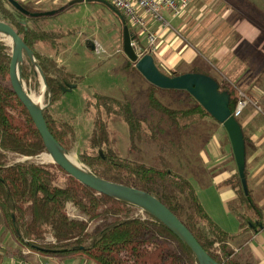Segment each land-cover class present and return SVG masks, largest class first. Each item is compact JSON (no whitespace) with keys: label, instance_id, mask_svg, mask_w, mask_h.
I'll use <instances>...</instances> for the list:
<instances>
[{"label":"trees","instance_id":"1","mask_svg":"<svg viewBox=\"0 0 264 264\" xmlns=\"http://www.w3.org/2000/svg\"><path fill=\"white\" fill-rule=\"evenodd\" d=\"M4 3L8 2L0 0V12L8 17L33 52L45 78L49 103L53 105L62 94L63 87L77 83L76 78L55 58L34 49L35 43L50 42L56 36L44 30H32L27 27V23L23 25L21 21L24 19L28 21L41 17H26L14 8L10 13ZM121 16L127 24L124 16ZM9 50L5 43L0 42V213L5 227L17 243L39 256L42 253L81 255L97 264H197L190 248L149 214L143 212L141 215L138 208L97 193L68 175L66 184L58 185L55 170L61 169L56 165L38 164L30 160L12 161L14 154L32 157L45 152V148L31 117L8 82ZM25 61L34 67L24 54L23 64ZM189 72L213 78L203 70L193 69ZM21 75L22 78L27 77L24 66ZM167 75L179 74L173 72ZM213 79L219 84V91L229 93L232 114L237 102L243 97L237 88L223 85L217 78ZM159 89L151 85L147 93L148 107L161 116L155 124L148 118L138 117L133 103L128 100L94 94L93 103L88 105H93L95 109L88 146L96 152L89 154L82 151L79 159L91 173L102 179L133 186L155 196L180 219L208 255L218 263L241 264L232 258L233 251L227 245L235 237L210 218L192 182L183 172L190 164L185 152L188 137L185 134L186 139L182 136L184 131L206 118L215 120L187 92L163 89L184 92L194 102L193 107L172 111L155 97L154 91ZM243 95L250 98L248 93ZM101 110L107 116L120 117L126 124L130 158L120 156L113 146L114 141L110 139L107 121L102 119ZM43 116L50 133L67 152L68 146L76 140L74 123L62 119L59 121L60 128L56 130L45 109ZM161 123L167 124L176 135H165ZM154 148L157 149L154 163H146L144 157ZM180 167H183L182 171ZM229 183L238 203L258 215L257 221L244 222L251 224L254 231L264 227L261 212L251 203L249 194H244L238 174ZM71 206L75 211L73 215L68 212ZM229 210L235 211V208L230 204ZM235 213L242 227L244 214ZM45 236H50L53 241L45 242ZM216 243L218 249L214 246Z\"/></svg>","mask_w":264,"mask_h":264},{"label":"rangeland","instance_id":"2","mask_svg":"<svg viewBox=\"0 0 264 264\" xmlns=\"http://www.w3.org/2000/svg\"><path fill=\"white\" fill-rule=\"evenodd\" d=\"M36 1L37 0H31V2H25V8L33 12L41 9V11H46L43 9L47 8L51 10L59 9L65 6L63 10L54 15L41 17L35 20L28 19L27 27L36 31L44 30L56 36V38L50 42L44 41L43 43L53 48L59 47L58 45H60L58 54L64 61L68 72L76 78L77 83L76 87L71 91L62 92L53 105H50V103L47 105L48 101H50L47 88L46 86L43 87V82L38 71L25 61L23 66L26 69L27 77L22 78L24 90L26 93L33 92L35 94H42V108L46 110L48 119L56 130L60 128L59 121L62 119L74 123L77 132L76 140L72 145L68 146L66 153L75 155L77 161L88 169L86 165L80 161L79 153L82 151L89 154L96 152V150L90 149L88 146V138L93 129V117L95 114L93 105H88L93 103V95L99 94L119 100H128L133 103L134 111L138 117L148 118V121L155 124L160 120L161 116L152 111L147 105V93L151 90L152 84L142 77L134 67V63L123 53L122 23L119 17L106 4L98 1H83L72 5H68V2L71 0L68 2H66V0H61L57 4H53L54 0H38L39 3ZM64 2L65 4L62 5ZM4 5L8 12L11 13L14 10L9 3H4ZM189 10L190 7L181 15L188 24L184 30V39L182 43L178 44L177 47L175 46L176 43L169 47H166L167 44L163 43L161 49H165V52L161 58L156 60L155 63L157 67L166 74L173 72L182 74L193 69L203 70L215 76L223 85L227 84L229 87H235L225 79L223 80L219 77L214 71L205 50L197 46V42L194 39V34L197 31H190L188 28L194 26L197 21H199V25L201 26V19L196 20V13L194 15L193 11L190 14ZM0 20L11 23L8 17L1 12ZM208 22L209 21L206 20L204 21L205 24H202L204 29ZM177 23V20L172 21V25H177ZM0 42L5 43V45L10 48V44L5 37H0ZM176 42L180 43L179 40ZM41 43L42 42H37L34 44V49L37 52L46 55L52 53L50 51L51 48ZM156 48H158V46H156ZM154 53L152 56H154ZM57 63L59 64V62ZM154 95L172 111L179 112L193 107L194 105L193 100L184 92H168L159 89L154 91ZM101 115L102 119L107 121L110 139L112 142L114 141L113 146L117 152L122 157L130 158L128 152V128L126 124L120 117L115 115L107 116L102 110ZM206 119L205 121H213L209 118ZM205 121L193 124L184 131L182 135L184 137L185 134L186 137H188L186 140L187 147L185 152L190 161V164L187 165L188 167L184 168L183 172L186 175L188 174L187 177L205 203L206 210L211 215L213 214L216 218H219L222 210L217 207H212L205 202L206 199L204 195L211 194L212 190H207L206 186L202 187V183L196 180V175H199V177L205 181L203 184L205 185L207 182H211L213 178L212 171L209 169L203 170L204 167L199 162V153L209 139L211 131V124ZM161 127L165 130L164 133L168 135V137H174L176 135L174 131L168 128L167 124L161 123ZM153 150L154 151L149 152V155L144 157L146 163H154L153 158H156L157 149L154 148ZM44 155L50 154L42 152L32 157L14 154L12 155V161L30 160L38 164L55 165L52 161H45L43 159ZM188 159L186 161L184 160L185 163ZM222 163H220V165ZM182 169L183 167H180L181 171ZM55 175L58 185L63 186L66 184V173L62 170H55ZM191 175L195 177L193 178ZM231 206L233 209L235 208L237 212L249 213L247 208H243V206L238 203V199H235ZM72 208V206L68 207L70 215L75 213ZM235 211H229L230 213L225 217L226 223L224 224L231 230H236L239 223ZM245 215L247 216V214ZM254 218L255 215H253V219ZM48 237L50 236H45V239ZM246 239L247 236H244L240 241L236 242V245L239 247V252L235 258L244 263L264 264V234H259L257 238L251 239L245 244L244 241ZM48 241H50V239L45 240V242ZM18 248L32 252L26 253V255H20L24 256L27 260H31L34 257L33 251L22 246H18ZM215 248L218 249V246H215ZM40 259L47 264H97L81 255L59 256L42 253L40 254Z\"/></svg>","mask_w":264,"mask_h":264},{"label":"crops","instance_id":"3","mask_svg":"<svg viewBox=\"0 0 264 264\" xmlns=\"http://www.w3.org/2000/svg\"><path fill=\"white\" fill-rule=\"evenodd\" d=\"M59 1L61 0H54L53 4H57ZM68 1L66 0V2ZM19 2L25 5V2H31V0H19ZM36 2L39 3L38 0ZM64 4L65 2L62 5ZM189 7L190 14L194 11L193 14L196 13L195 19H201V26L197 21L194 26L188 29L197 31L194 34L196 44L205 50L214 71L223 80L225 79L235 86L241 94L248 93L250 95L249 103L237 120L241 126L245 143V179L248 194L251 203L261 212V220L264 222V0H191ZM41 10L33 12H41ZM43 10L49 11L51 9ZM165 16L170 20V28L160 29L158 24L150 23L153 30L159 34L156 45L158 48H156L153 56L155 62L165 52V49H161L163 43L167 44L166 47L172 46L174 43L177 47L178 44L182 43L184 30L188 25L185 18L181 16L173 19L169 17L168 13H165ZM173 20L178 21L177 25H172ZM206 20L209 22L206 23L204 29L202 24H205L204 21ZM177 40L180 43H177ZM41 44L45 43L42 42ZM44 46L51 48L52 53L48 55L66 68L64 61L58 54L60 45L56 48L47 44ZM66 70L68 71L67 68ZM213 78L216 77L213 76ZM205 122L211 124V131L209 139L199 153V162L204 167L203 170L212 171L213 178L211 182H207L205 185H203L205 181L199 175H196V180L202 183V187L206 186L207 190H212V193L205 194L204 198L208 205L222 210L219 218L206 210L205 203L199 193L196 192L210 218L221 229L235 237L227 243L233 251L232 258L241 264H251L235 258L239 252L236 242L247 236L248 240L246 239L247 241L245 240L244 243H248L251 239L257 238L259 234H264V227L254 231L251 224L244 222L258 220V215L250 210L249 213H243L242 227L240 222L236 230L228 229L225 226V217L230 213L229 205L236 198L235 191L229 181L238 174L237 167L228 135L221 124L216 121ZM191 177L194 178L195 176L191 175ZM253 215H255L254 219ZM18 246L20 244L5 227L0 213V264H5L24 252L32 253L18 248ZM33 254L34 257L31 261L44 262L39 255Z\"/></svg>","mask_w":264,"mask_h":264},{"label":"water","instance_id":"4","mask_svg":"<svg viewBox=\"0 0 264 264\" xmlns=\"http://www.w3.org/2000/svg\"><path fill=\"white\" fill-rule=\"evenodd\" d=\"M6 1L16 11L30 18L51 16L65 8V6H62L59 9L32 12L24 8L16 0ZM83 1H98L104 3L119 17L123 25V53L134 63L136 70L147 82L160 89L182 90L187 92L217 123L221 124L228 135L240 183L244 194L247 195L248 191L245 179V143L241 126L229 109V93L227 91H219V84L217 81L208 75L185 72L179 75L169 76L157 67L151 54H145L138 58L131 46V41L133 40L132 29L125 23L121 14L106 0H71L68 2V5ZM21 23L25 25L26 21H21ZM0 31H3L11 39V49L7 68L10 87L31 117L42 139L45 152L51 155L52 162L68 176L93 191L130 204L157 219L190 248L196 258L197 264H221L208 255L189 229L155 196L133 186L102 179L91 173L84 166L77 167L67 160L65 155L66 152L52 136L47 127L43 116V108L35 105L29 100L27 93L22 88L14 73L15 63L19 60V76L22 81L21 73L25 54L34 68L38 71L43 82V87L46 86L44 75L35 61L33 52L24 43L11 23L0 20ZM75 87L76 84H69L67 87H63L62 91L68 92ZM47 105H49V101Z\"/></svg>","mask_w":264,"mask_h":264},{"label":"built area","instance_id":"5","mask_svg":"<svg viewBox=\"0 0 264 264\" xmlns=\"http://www.w3.org/2000/svg\"><path fill=\"white\" fill-rule=\"evenodd\" d=\"M116 10H118L128 22L132 29L133 47L138 58L145 54H151L156 50V42L159 38L157 31L153 30L151 22L159 25L160 29L170 28V20L165 16L169 14L170 18L180 17L189 8L191 0H106ZM167 18V19H166ZM127 24V25H128ZM241 94V93H240ZM244 97L243 94H241ZM249 103L247 98L240 99L232 115L238 118L245 106ZM259 110L260 108L257 107ZM138 213L143 212L138 209ZM48 242H52L53 239ZM45 239V240H47ZM218 246V243L215 244ZM26 255V252L23 253ZM6 264H47L46 262L27 260L24 256L12 258Z\"/></svg>","mask_w":264,"mask_h":264},{"label":"bare ground","instance_id":"6","mask_svg":"<svg viewBox=\"0 0 264 264\" xmlns=\"http://www.w3.org/2000/svg\"><path fill=\"white\" fill-rule=\"evenodd\" d=\"M0 37H5L7 39V41L9 42V44H11V39L3 31H0ZM14 73H15L17 80L20 82L22 88L24 89L23 83H22L20 76H19V60H17L15 63ZM27 96L32 103H34L35 105H37L39 107H42L43 96L41 93L40 94H35L33 92L27 93ZM65 155H66L67 160L69 162H71L73 165H75L77 167H82V165L77 161L75 155L67 154V153ZM43 159L45 161H52L51 155H44Z\"/></svg>","mask_w":264,"mask_h":264}]
</instances>
